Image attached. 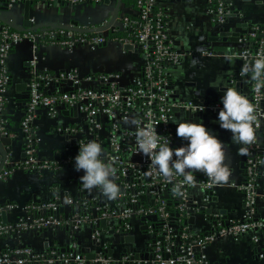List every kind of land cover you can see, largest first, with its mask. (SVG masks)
Here are the masks:
<instances>
[{
    "label": "built area",
    "instance_id": "2783aa9c",
    "mask_svg": "<svg viewBox=\"0 0 264 264\" xmlns=\"http://www.w3.org/2000/svg\"><path fill=\"white\" fill-rule=\"evenodd\" d=\"M133 1L136 10L131 16L118 17L114 25L102 33L80 34L48 29L37 35L27 31L20 34L0 24V132L3 135H10L3 120L11 80L9 56L23 42L27 43L31 56L26 62L28 98L23 105L20 121L23 157L15 161L8 156L0 171V182L10 178L17 170H32L42 183H53L50 186L56 193V197L20 205L19 210L18 205L13 203L0 206V213H17L5 224L0 221V240L9 237L13 243L9 249L0 251V264H203L208 262L205 254L208 247L217 242L238 241L243 237H249L250 242L261 251L258 234L264 231V221L258 218L257 200L259 198L264 202V191L258 184L264 153L259 144V135L264 129V119L258 129L256 143L247 146L249 151L243 161V180L239 184L212 186L203 172L195 171L196 186L185 185V196H178L174 185L182 177L167 183L162 178L145 176L150 167V158L133 154L138 128L154 126L156 132L169 140L170 147L175 149L176 124L172 120L176 119L177 111L190 114L216 112L222 107L220 103L207 105V102L184 100L174 85V69L191 59L196 52L200 59L219 56L212 50L198 51L199 42L205 39L206 34L193 47L194 50L181 51L168 33L166 17L159 1ZM112 2L114 0H0V9L20 16L26 5L28 11L35 12L47 5L55 10L53 18L60 19L62 12L59 7L62 6L75 10L84 6L112 7ZM207 4L210 22L217 25L230 19L235 9L232 8V0H207ZM112 10L113 7L111 13ZM27 21L31 26L38 24L34 18ZM106 25L88 22L75 28L97 30ZM117 29L122 30L124 39L108 41L107 33ZM252 30L251 38L258 34L264 36V26L262 29L253 27ZM45 39L49 42H43ZM205 43L203 41L201 46ZM107 46L117 47L123 54L138 57L139 71L124 81L118 72L91 71L83 74L76 67H68L51 74L46 68H39V50L47 47L95 51ZM125 46L132 49L125 51ZM260 54H264V37L255 51L250 46L241 57L251 60ZM254 87L255 82L251 80L247 85L249 99L264 109V95H257ZM190 104L203 105L204 111L193 112ZM41 110L55 121V129L63 138L51 160L39 154L41 140L37 137L35 123ZM64 115L69 117L66 123L62 121ZM89 140H96L102 145V158L117 169L114 179L120 186V194L114 200L107 199L96 188L91 192L83 189L79 181L82 171L68 180L72 190H76L75 195L71 194L72 191H60L63 182L59 177L67 171L76 172L73 158L78 154V147ZM223 187L235 189L243 196L241 206H234L241 213L235 217L228 209L220 207L225 215H210L215 224L204 223L200 219L204 211L218 210L213 206V199H217L218 206L222 204L215 190ZM195 191L199 193L195 194ZM69 195L72 204L64 203V198ZM172 206L174 209L171 211ZM196 217L202 223L201 232L192 226ZM51 230L65 231L70 244L63 250L48 249V246L36 250L22 241L26 234L42 235ZM110 232L141 241L140 248H150L152 259L135 262L130 260L133 254L109 255L112 247L114 250L118 248L112 246L113 235ZM82 237L90 241L95 250H79L77 243ZM260 258L263 256L260 255Z\"/></svg>",
    "mask_w": 264,
    "mask_h": 264
},
{
    "label": "crops",
    "instance_id": "0c3cea01",
    "mask_svg": "<svg viewBox=\"0 0 264 264\" xmlns=\"http://www.w3.org/2000/svg\"><path fill=\"white\" fill-rule=\"evenodd\" d=\"M162 11L166 17L167 30L171 38L177 43L178 49L190 50L197 46L198 42L203 39L204 29L212 24L207 14L208 4L207 0H158ZM233 9L236 4L243 5L244 10L252 11L259 6L256 0H232ZM112 7L114 2L111 3ZM250 5V6H249ZM110 6L104 7H87L83 9L76 8L75 10L68 9V7H59L62 16L59 19L53 18L55 12L51 6L43 5L38 12L30 10L27 12L23 10L20 16L10 11L0 9V15L4 16L7 21L14 22L18 26H22L24 20L34 18L38 24L66 25L72 26L76 22L79 27L84 26L88 22L93 23H108L111 18ZM261 7H264L262 5ZM79 10H82L80 12ZM77 11L78 15H77ZM252 14V13H251ZM249 17V14H248ZM264 19V18H263ZM236 20V19H235ZM39 32L47 31V28L37 29ZM239 31H242L239 30ZM103 48V47H102ZM105 48V47H104ZM100 49V48H99ZM95 52L89 51L85 48L80 50H66L59 47L39 50V68H46L50 73H58L68 67H76L80 69L81 73H90L89 63L86 64V59H93ZM225 53H221L217 58H212L208 62L198 66L195 61L185 60L182 65L174 69L173 74L176 77L174 82L175 88L180 97L184 100H197L198 103H205L215 101L220 103V98L227 87H234V84H227L229 79L235 82H240V93L249 98L250 93L247 90V85L251 82L248 77H242L240 71H234V67L238 66V58L232 56L231 60L225 58ZM30 50L27 43L18 44L11 52L8 59V68L11 74L10 86L8 87L6 95V106L4 108L3 120L8 130V138L13 140L12 152H9V157L15 161L23 157V135L20 132V121L22 116V108L28 98L26 91V82L28 81V72L25 64L30 58ZM108 57H112L113 63L106 62L104 72H118L122 75L123 80L127 81L132 78L139 71L140 61L138 57L130 54H123L117 47L110 46ZM227 57V56H226ZM193 64H192V63ZM98 70H94L95 72ZM186 78L192 79L195 83L194 87H185L184 81ZM200 92L201 98H198L196 93ZM206 112V113H205ZM202 116L201 113L190 114L192 116L190 122H201L211 132L212 135L217 136L225 144V160L224 163L231 169V176L228 183L239 184L243 180V168L241 163L245 159L244 154H240L238 149L241 145L234 144L231 141V133L219 128L215 123L217 112L205 111ZM188 112L177 111L175 113L176 120L186 121ZM64 123L69 121V117L64 115L62 117ZM61 122V121H60ZM37 137L40 141V155L43 158L51 160L53 155L57 153L58 147L63 141L62 136L55 129V121L50 119L45 111L41 110L36 119ZM260 147L264 150V129L259 135ZM1 160V154H0ZM66 174H61L62 188L60 191L68 190L72 195H75L76 190H72L71 183ZM41 178L34 171L17 170L10 178L0 182V206L6 203H13L16 205H23L36 200H47L56 197L53 193L52 184L42 183ZM58 181V178H56ZM258 184L262 191H264V153L263 163L260 167V174L258 175ZM52 185V186H50ZM228 195L226 198H219L222 203L215 207H222L228 209L235 217L239 216L241 210H235L234 206H241V196L235 189L228 188ZM198 194L199 191H195ZM62 194V193H61ZM196 197V196H195ZM214 206V205H213ZM258 218L264 221V202L259 200L257 202ZM16 212H11L6 215L7 220L13 219ZM197 219L192 225L196 231L202 229V223ZM1 221V217H0ZM259 246L261 251L250 242L249 237L240 239L238 241H231L226 244L215 243L205 250L207 261L210 264H264V231L258 234ZM22 241L34 247L36 250L44 249V245L48 249H63L70 243L69 237L63 230H51L45 234L36 235L34 233L23 236ZM12 246V240L5 237L0 240V251ZM78 249L81 251L89 249L95 250L93 244L85 237L79 239L77 243ZM260 255L263 258H260Z\"/></svg>",
    "mask_w": 264,
    "mask_h": 264
},
{
    "label": "clouds",
    "instance_id": "9594fccd",
    "mask_svg": "<svg viewBox=\"0 0 264 264\" xmlns=\"http://www.w3.org/2000/svg\"><path fill=\"white\" fill-rule=\"evenodd\" d=\"M231 60V56L225 57ZM242 77L255 82L254 91L264 95V54H260L242 65ZM222 107L218 110L215 123L219 128L231 133V141L241 145L240 154L246 155L247 146L255 144L264 109L250 101L234 87H227L220 98ZM193 112L204 111L203 105H189ZM201 122L178 121L175 134L185 142L178 148H171L170 141L160 136L154 126L140 127L135 132L136 143L133 154L139 153L150 158V167L144 173L148 177L162 178L172 183L176 177H182L174 185L175 194L185 196L184 186H196L194 172H203L212 186L226 184L231 176V169L225 160V144L211 134ZM167 122V121H166ZM120 138H117V142ZM163 141V143H161ZM102 145L96 140H89L78 147V154L73 158L76 172H83L79 177L82 188L91 192L98 189L107 199L114 200L120 194V186L115 182L117 171L114 164L102 158ZM64 203L72 204L71 196L64 198ZM106 264V262H104Z\"/></svg>",
    "mask_w": 264,
    "mask_h": 264
},
{
    "label": "water",
    "instance_id": "95a60500",
    "mask_svg": "<svg viewBox=\"0 0 264 264\" xmlns=\"http://www.w3.org/2000/svg\"><path fill=\"white\" fill-rule=\"evenodd\" d=\"M243 2H245L243 0ZM259 8H261V11H254L252 14L245 13V10L243 8V5L240 3L236 4L233 14L230 16V19L226 20V22L222 25L217 24H209L205 29L204 33L206 34L204 37L205 39L203 41H206L205 45H202V42H199V48L198 51H205V50H212L217 55H220L221 53H225L226 56H236L238 58V66L234 67V71H240L242 70V65L248 60L242 59L241 55L245 50H248L250 46L252 47V50L255 51L258 47H256V43L260 42L261 39L264 37L261 34H258L256 37L251 38V34L254 33L252 30L253 27H258L259 29H262L264 26V7H261L264 5V0H256ZM122 0H114V6L111 14V18L107 25L101 29L97 30H85V29H76L75 27L78 26L76 22H73L72 25L74 27L66 26V25H54L53 23L50 24H37L31 26L28 21L23 22L22 27L13 25L9 21L6 20V18L2 15H0V22L4 25L10 27L14 31L17 32H26V31H33L41 28H47V29H56V30H63V31H69L73 33H80V34H88V33H102L108 31L115 23V21L118 19V14L120 11ZM106 7V6H105ZM71 9V8H68ZM25 11L28 12V5L25 6ZM77 12V11H75ZM78 15V12H77ZM236 19V20H235ZM242 31H239L241 30ZM105 46V45H103ZM125 51H130L132 49L131 46H125L123 47ZM191 50H194L191 48ZM196 52V51H193ZM29 60V59H28ZM210 59L202 58L200 59L199 54L196 52L189 61H195L196 65L200 66L206 62H208ZM192 63V62H191ZM193 64V63H192ZM27 66V63L25 64V68ZM186 81H184L185 87H194L195 83H193L192 79L186 78ZM227 84H231L236 87V90L239 91V87L241 86L240 82H235L233 79H229ZM26 91L28 93V88H26ZM198 98H201L200 92L196 93ZM215 101H209L206 104L209 105L211 103H214ZM177 111V110H176ZM206 113V112H205ZM204 114L201 113L200 116ZM192 116L187 115L186 121H189ZM175 138V148H178L182 146L185 142L182 138H178L176 134L174 135ZM14 147L13 140L8 138V136L3 135L0 132V154H1V160H0V171L4 167V164L9 156V152H12L11 150ZM241 167L243 168L244 165L241 163ZM77 172L74 171H67L66 177L69 176L73 177L76 175ZM81 184V183H80ZM34 202H38L36 199H33ZM214 206L217 204V199H213ZM20 208V204L18 205V210ZM218 210L211 211L206 210L204 211L201 209V211L205 214L200 217V219L204 220V223L207 222H213L215 224L214 218L210 217V215H225V211L222 210L220 207H216ZM1 222L5 224L7 222L6 213L1 212L0 213ZM225 218H223L224 220ZM192 221H190V224ZM209 224H207L208 226ZM45 234V233H44ZM110 235H113V232L109 233ZM13 245V243H12ZM135 245V246H134ZM142 245V242L139 240H133L132 237L124 235L118 236L113 235L112 240V246L118 247L116 250H114V247H112L108 253L109 255H118V256H127L133 254V257H131V261H141V260H151L152 259V252L151 249L147 247V249L140 248ZM44 248H47V245H44ZM63 250V249H62ZM144 255H140V254ZM203 264H210V263H203Z\"/></svg>",
    "mask_w": 264,
    "mask_h": 264
},
{
    "label": "trees",
    "instance_id": "16d2710c",
    "mask_svg": "<svg viewBox=\"0 0 264 264\" xmlns=\"http://www.w3.org/2000/svg\"><path fill=\"white\" fill-rule=\"evenodd\" d=\"M133 10H136L135 4H134V1L133 0H122L118 17L121 18L123 16H131L130 14L133 13ZM0 24L4 25L1 22H0ZM4 26H6V25H4ZM9 29H10L11 32L14 31L11 28H9ZM27 32H29L30 34H35V35L38 34V30L27 31ZM18 33L23 34L22 32H18ZM123 39H124V36H123V32H122L121 29L120 30L117 29V30H115L113 32H108L107 33V40L110 41V42H117V41H121ZM46 41H47V39L43 40V42H46ZM47 42H49V41H47ZM259 44H260V42H257L256 43V47H258ZM51 74H53V73H51ZM227 190H228L227 187H223V188L216 189L215 190V193H216V195L219 198L222 199V198H226V196L228 195L229 192H227ZM240 196H241V200H242L243 199V196L241 194H240ZM172 208L174 209V207L173 206L171 207V211H172ZM243 238H246V237H243ZM229 242H231V241H229ZM226 243H228V242L221 243V244H226ZM6 249H9V246H7V248H5L3 250H6Z\"/></svg>",
    "mask_w": 264,
    "mask_h": 264
},
{
    "label": "rangeland",
    "instance_id": "374dc122",
    "mask_svg": "<svg viewBox=\"0 0 264 264\" xmlns=\"http://www.w3.org/2000/svg\"><path fill=\"white\" fill-rule=\"evenodd\" d=\"M256 4H257V2H256ZM254 11H261V8H259V7L258 8H254L253 11L250 8L249 11L246 10L245 13L251 14ZM109 50H110V46H107L105 48L97 49V50L93 51V52H95V54L93 55V59H86V64L88 65V63H89L90 69L92 71L98 70V71H95V72H104L103 69L105 68V63L112 61V57L111 58L108 57ZM112 63H113V61L111 62V64ZM258 201H259V198H258L257 202Z\"/></svg>",
    "mask_w": 264,
    "mask_h": 264
}]
</instances>
